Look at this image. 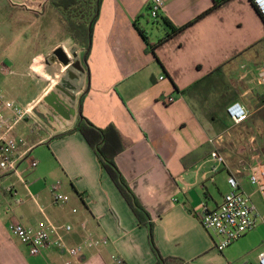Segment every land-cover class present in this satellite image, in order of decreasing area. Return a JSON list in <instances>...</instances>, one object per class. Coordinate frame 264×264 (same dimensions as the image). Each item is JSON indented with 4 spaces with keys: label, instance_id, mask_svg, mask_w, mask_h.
<instances>
[{
    "label": "crops",
    "instance_id": "1",
    "mask_svg": "<svg viewBox=\"0 0 264 264\" xmlns=\"http://www.w3.org/2000/svg\"><path fill=\"white\" fill-rule=\"evenodd\" d=\"M24 1L28 7L18 8L28 13L25 19L32 30L46 17L47 8L53 7L58 21L66 18L49 0ZM148 2L101 1L91 36L89 74L77 72L72 80L75 115L50 125L37 117L32 120V124L38 122L39 135L27 143L28 159L20 164L27 163L20 171L22 181L1 176L12 180V190L0 187V264H63L67 257L57 249L30 256L8 231L15 221L30 228L48 222L69 225L72 230L64 236L69 247L90 237L105 238L106 245L84 252L81 264H115L114 257L125 264L156 262L146 227L139 224L92 148L78 132L60 136L74 127L80 94H84L81 115L96 128L117 131L123 150L115 164L150 215L154 242L163 257L185 264H258L264 252V223L218 252V238L202 227L199 209L202 202L210 210L222 203L229 192V176L237 179L242 192L250 195L254 189L247 173L258 157L252 151L264 144V93L256 82L257 69L264 62L259 61L258 46L264 38V22L249 0H163L161 16L182 30L159 43L169 29L158 20L152 23L160 26V33L150 32ZM140 30L145 31L153 51ZM49 48V52L63 48L78 60L82 52L71 40ZM54 64L61 81L69 68L57 61L48 67ZM44 79L26 105L40 104L60 82ZM167 97L174 102L164 104ZM234 102L248 112L239 125L226 115ZM219 135H226L218 149L223 165L212 159L209 144V139ZM41 142L46 146L42 153L34 150ZM29 159L38 162L36 168H29ZM24 175L32 176L29 186ZM56 182L62 184L63 205L55 204L50 192ZM16 197L23 198V203L16 204Z\"/></svg>",
    "mask_w": 264,
    "mask_h": 264
},
{
    "label": "built area",
    "instance_id": "2",
    "mask_svg": "<svg viewBox=\"0 0 264 264\" xmlns=\"http://www.w3.org/2000/svg\"><path fill=\"white\" fill-rule=\"evenodd\" d=\"M249 1L264 22V0ZM163 9V0H149L147 15L153 22H156ZM69 58L71 59V57ZM256 82L264 93V62L257 69ZM173 102L172 97L164 99L166 105ZM38 105L39 103L32 102L21 107L13 101L7 100L0 89V179L2 175H9L21 180L20 164L28 159L30 151L21 137L14 136V130L23 121L36 120L35 110ZM226 115L233 125L242 124L248 118L247 110L238 102H234L226 108ZM33 124L39 129L38 122L35 121ZM225 136L219 135L209 139V144L212 146L211 157L218 165H223L225 162L218 151ZM23 148L24 150H22ZM37 164L38 162L34 159L28 160L29 168H36ZM247 177L250 186L264 199V161L255 160L248 169ZM227 183L229 192L224 195L222 203L217 208L210 210L207 204L202 202L199 209V220L202 227L218 238L215 246L218 252H222L256 229L258 221L261 219L249 195L240 190L237 179L234 176H229ZM24 185L27 188L25 183ZM61 189V182H56L50 187L55 204L63 205L65 203ZM11 190V188L8 189L9 192ZM28 197L34 199L29 191ZM23 201V198H15V203L18 205ZM71 230L72 227L69 225L55 226L49 222L39 228H30L15 221L8 227L9 233L28 249L30 256H39L48 249L63 250L67 256L63 264H81L80 258L86 250L97 249L107 244L105 238L97 240L90 237L78 245L69 247L65 243L64 236ZM113 261L115 264H125L119 257H114ZM258 264H264V252L258 256Z\"/></svg>",
    "mask_w": 264,
    "mask_h": 264
},
{
    "label": "rangeland",
    "instance_id": "3",
    "mask_svg": "<svg viewBox=\"0 0 264 264\" xmlns=\"http://www.w3.org/2000/svg\"><path fill=\"white\" fill-rule=\"evenodd\" d=\"M27 5V1L24 0H0V89L7 100L13 101L21 107H25L26 103L37 95L39 82H46L44 77H49L55 83L60 81L57 80L52 69L48 67L56 62L52 59L53 51L49 52V47L61 41L71 40L74 43L68 25H65L64 21H58L59 16L53 12V7L45 10L46 17L39 21L33 30L29 28V21L25 19V17H28V13H21L18 8L19 6L28 7ZM75 15L73 13L71 17L74 18ZM147 19L150 32L152 31L154 36L158 35L161 31L160 26L154 24L153 27L152 20L149 17ZM258 46L260 50L259 61H261L264 60V38L260 40ZM42 53L48 54L35 62ZM70 53L69 51L68 54ZM35 112L44 116L51 114L48 106L43 101L40 102ZM52 126L56 125L52 124ZM38 133L39 130L33 126L32 120L19 123L14 130V135L21 137L26 144L32 143L34 137H38ZM260 141L262 142V139ZM42 148H46V146L42 145L41 142L34 147V150L39 149L42 153ZM242 153L245 154V147ZM251 154L259 157L255 160L264 159V144L257 146ZM26 167L27 163H23L19 170L22 172ZM23 177H25L26 184L29 186L32 176L27 177L24 175ZM7 179V177L0 179L1 188L10 187L12 180L7 182ZM41 180V184H44L45 178L42 177ZM249 197L260 215L261 219L258 224L264 223V199L254 189L250 192Z\"/></svg>",
    "mask_w": 264,
    "mask_h": 264
},
{
    "label": "trees",
    "instance_id": "4",
    "mask_svg": "<svg viewBox=\"0 0 264 264\" xmlns=\"http://www.w3.org/2000/svg\"><path fill=\"white\" fill-rule=\"evenodd\" d=\"M58 12L66 15L65 25L73 38V42L82 48L79 61L84 72L89 74V53L93 25L95 24L102 0H49ZM92 1V2H91ZM92 3V6H91ZM75 13L76 15L71 17ZM158 20L169 29V32L159 41V43L177 34L182 28L173 26L166 18L159 16ZM157 20V21H158ZM156 21V22H157ZM140 35L145 44L153 51L154 46H150L145 31L140 30ZM84 94L79 96L78 115L72 130L60 135L78 132L94 151L101 167L114 183L126 204L134 213L139 224L146 227L148 232V243L155 257V264H185L181 259L174 257H163L154 242V224L147 211L140 205L129 185L123 178L115 164V157L123 150L121 139L113 127L105 129L96 128L86 118L81 115V105ZM231 122V121H230ZM232 123V122H231Z\"/></svg>",
    "mask_w": 264,
    "mask_h": 264
},
{
    "label": "water",
    "instance_id": "5",
    "mask_svg": "<svg viewBox=\"0 0 264 264\" xmlns=\"http://www.w3.org/2000/svg\"><path fill=\"white\" fill-rule=\"evenodd\" d=\"M70 54L71 59L63 48H56L52 52V59L56 60L60 65L69 68L67 72V74H69V79L74 80L77 76L73 71L83 74L84 69L80 64V61L77 59L76 54L72 52ZM73 58L75 59L73 60ZM66 82L65 79L61 81L62 84H65ZM67 86L68 88L74 89L73 85L70 86V84H68ZM42 101L48 106L51 114L44 116L36 113V116L45 124H51L55 122L57 118L68 120L70 116L75 115V110L72 108L74 98H72L59 84H57L51 92L45 95L42 98Z\"/></svg>",
    "mask_w": 264,
    "mask_h": 264
},
{
    "label": "flooded vegetation",
    "instance_id": "6",
    "mask_svg": "<svg viewBox=\"0 0 264 264\" xmlns=\"http://www.w3.org/2000/svg\"><path fill=\"white\" fill-rule=\"evenodd\" d=\"M81 64V63H80ZM74 73H76L75 71H73ZM67 82L64 84H62V83H59V85L61 86V87H63L69 94H70V96L72 97V98H74V102H75V93L74 92H72L71 90V88H68V84H70V86H72L73 84H74V81H72V80H69V74H67L66 76H65V78H64ZM70 82V83H69ZM75 85V84H74ZM75 90V89H74ZM81 95V94H80ZM79 95V96H80ZM79 100V97L77 98V101ZM74 104V103H73ZM72 107H73V105H72ZM58 119V118H57Z\"/></svg>",
    "mask_w": 264,
    "mask_h": 264
},
{
    "label": "bare ground",
    "instance_id": "7",
    "mask_svg": "<svg viewBox=\"0 0 264 264\" xmlns=\"http://www.w3.org/2000/svg\"><path fill=\"white\" fill-rule=\"evenodd\" d=\"M52 70H53L56 77L60 76V72L58 71V68L56 67L55 64L53 65Z\"/></svg>",
    "mask_w": 264,
    "mask_h": 264
}]
</instances>
